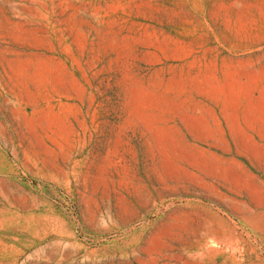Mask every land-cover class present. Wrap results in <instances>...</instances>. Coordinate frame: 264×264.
Segmentation results:
<instances>
[{
  "label": "rangeland",
  "instance_id": "rangeland-1",
  "mask_svg": "<svg viewBox=\"0 0 264 264\" xmlns=\"http://www.w3.org/2000/svg\"><path fill=\"white\" fill-rule=\"evenodd\" d=\"M0 264H264V0H0Z\"/></svg>",
  "mask_w": 264,
  "mask_h": 264
}]
</instances>
